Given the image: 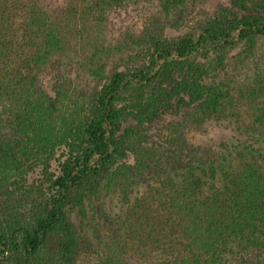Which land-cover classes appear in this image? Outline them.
I'll use <instances>...</instances> for the list:
<instances>
[{
  "label": "trees",
  "instance_id": "1",
  "mask_svg": "<svg viewBox=\"0 0 264 264\" xmlns=\"http://www.w3.org/2000/svg\"><path fill=\"white\" fill-rule=\"evenodd\" d=\"M134 1L0 0V264H75L86 226H118L98 264L264 252V59L241 78L264 17L239 0V12L190 30L173 19L197 0H154L141 33L112 36L110 13ZM242 100L249 129L212 159L164 162L139 130L173 105L185 112L168 137L181 146L183 132L210 122L242 130Z\"/></svg>",
  "mask_w": 264,
  "mask_h": 264
},
{
  "label": "rangeland",
  "instance_id": "2",
  "mask_svg": "<svg viewBox=\"0 0 264 264\" xmlns=\"http://www.w3.org/2000/svg\"><path fill=\"white\" fill-rule=\"evenodd\" d=\"M58 1L52 0L53 4L58 5ZM239 0H197L195 3L187 6L182 12L177 13L173 19L174 25H184L190 30L203 25L205 22L218 17L222 11H227L231 16L234 12H239L237 2ZM251 9L246 12V15H254L264 17V0H245ZM255 7H259L256 9ZM159 6L154 0H135L133 3L126 4L113 10L110 13L109 25L112 30V36H120L127 30H132L141 33L150 23L152 17L158 14ZM175 28V27H174ZM178 28H175L177 30ZM243 45L233 50L232 56L243 51ZM264 59V39H261L254 57L249 61L250 71L241 77L243 80L250 75L254 69L253 65ZM61 68V67H58ZM230 70V69H229ZM61 71L69 74L73 71L69 66L65 65ZM59 71H51L45 77V84L51 86L54 75ZM73 75V74H71ZM77 84L80 88L92 92L96 88V83L83 76L77 77ZM251 103L242 100L238 104V117L242 130L237 125L220 124L218 122H210L198 130L186 131L182 133V143L170 142L168 129L174 125L181 123L182 116L185 110L177 109L173 105L172 108L165 109L156 119L139 127V130L148 138L149 143L154 145L164 157V162L169 161V158L176 159L177 163H186L192 159H212L219 149L228 141L232 135H237L248 130L249 124L253 121L251 118ZM181 165V164H179ZM92 213L89 214L85 221H93ZM80 221V219H79ZM87 233L83 248L76 259L75 264H98L99 260L105 255L104 243H111L114 232L118 230V226L114 225L111 228H100L98 232L93 230V227L86 226ZM140 247L135 246L132 252L138 251ZM137 252V253H138ZM148 254L150 251H148ZM152 255H157L156 253ZM229 264H264V252H250L242 258L235 260Z\"/></svg>",
  "mask_w": 264,
  "mask_h": 264
}]
</instances>
